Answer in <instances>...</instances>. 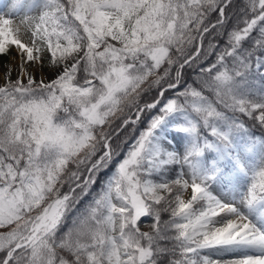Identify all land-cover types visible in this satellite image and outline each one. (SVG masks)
Wrapping results in <instances>:
<instances>
[{
    "label": "snow or ice",
    "instance_id": "snow-or-ice-1",
    "mask_svg": "<svg viewBox=\"0 0 264 264\" xmlns=\"http://www.w3.org/2000/svg\"><path fill=\"white\" fill-rule=\"evenodd\" d=\"M13 50L0 264H264V0H9Z\"/></svg>",
    "mask_w": 264,
    "mask_h": 264
},
{
    "label": "rangeland",
    "instance_id": "rangeland-1",
    "mask_svg": "<svg viewBox=\"0 0 264 264\" xmlns=\"http://www.w3.org/2000/svg\"><path fill=\"white\" fill-rule=\"evenodd\" d=\"M6 3H9V0H0V9L4 8V5ZM5 12H7V9H4ZM22 15V13H21ZM13 57H16L15 60H13ZM19 63V57L16 55L15 50L12 51L11 56H6V57H0V84H2L4 82V71H5V65H9L11 64L13 68H15V66ZM11 78L15 79L16 75H15V71L12 72L11 74ZM187 198V197H186ZM143 224L145 225L142 230L147 231V225L148 223H150L149 218H142ZM2 231H7V229H0V232Z\"/></svg>",
    "mask_w": 264,
    "mask_h": 264
},
{
    "label": "trees",
    "instance_id": "trees-1",
    "mask_svg": "<svg viewBox=\"0 0 264 264\" xmlns=\"http://www.w3.org/2000/svg\"><path fill=\"white\" fill-rule=\"evenodd\" d=\"M167 95V94H166ZM138 129H142L143 127H145L144 124H140L137 126ZM121 135H124V133H121ZM131 143V139H129L128 143H125L122 145V147L126 150L129 146V144ZM111 169H109L110 171ZM107 175V173H102L100 176V180L102 181L104 179V177ZM100 185L99 183L95 186V188H98ZM85 199H87V197H85ZM83 205V202H81V205H78V207H81ZM0 256H3V253H0Z\"/></svg>",
    "mask_w": 264,
    "mask_h": 264
}]
</instances>
